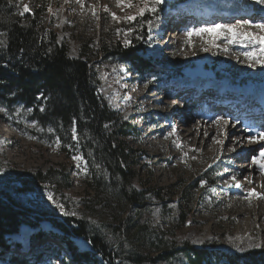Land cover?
Listing matches in <instances>:
<instances>
[{
  "label": "rangeland",
  "instance_id": "1",
  "mask_svg": "<svg viewBox=\"0 0 264 264\" xmlns=\"http://www.w3.org/2000/svg\"><path fill=\"white\" fill-rule=\"evenodd\" d=\"M130 2L134 5L131 8L118 6L117 0H23V5L29 8L25 14H32L37 8L44 10L46 21L55 24L60 46L68 49L71 58L82 59L92 67L99 79L101 94L111 109L137 126L140 137L128 142L137 153L131 188L143 193L140 208L130 209L122 205L117 196L108 195L100 175L101 190L94 191L95 183L83 158L74 150L64 154L59 143L36 138L32 134L35 126L29 123L28 113L21 106L16 109L15 120L0 107V192H5L29 211L46 213L56 219L84 221L107 249L116 251L121 257L131 255L133 260L124 264H185L176 254L184 242L210 253L212 264H229V259L235 261L262 251L264 198L250 197L249 192L254 190L264 196V169L260 167L264 163L261 157L264 138L260 135L262 132L251 134L248 130L255 127L264 130V116L253 123L240 115L241 110L234 114L231 113L234 109L221 108V113L219 106L214 107L213 99L216 97L214 90L227 92L232 103L242 102L248 96L252 98L258 90L264 92V42L250 38H264V31L254 27L264 24V19L256 15H263L264 3L199 0L193 4L195 0H187L177 4L174 0H163L155 13L145 12L141 17V0ZM222 2L231 5L233 11L239 8L238 19L212 26L205 25L206 21L193 26L185 20L190 4L200 9L212 3L224 7ZM248 10L256 13L250 14L255 21L249 20ZM109 12L120 19L113 20ZM211 15L206 18L216 17ZM127 16H135L136 20L129 22L125 19ZM190 16L196 20L192 14ZM170 23L172 28L168 27ZM217 25H231L233 32L228 33ZM200 29L209 31L200 32ZM189 32L193 35L189 36ZM233 34H236L235 41L230 43ZM144 39L145 42H141ZM166 42L172 46L162 50L163 61L158 60L156 47H163ZM131 44L143 47L142 57L152 65L145 75L137 74L112 55L115 45ZM166 58L170 61L168 66ZM157 79L162 84L159 91L168 95L158 96L157 105L165 109L164 104H169L171 113L168 116H165L168 110L154 114L151 108L145 109L141 100L142 94H152L144 85L145 81ZM179 85L194 92L188 93L182 101L184 113L192 119L183 126L185 131L181 134L178 128L182 124L174 115L177 108L172 109L174 101L180 104L177 92L175 89L168 91ZM207 92L210 97L205 100ZM153 93L158 94L157 87ZM216 98L218 100L219 96ZM198 113L211 123L223 121L222 126H208L217 130L208 143H225L222 148L227 154L219 150L212 155L209 148V154L203 156L196 146H190L183 155L177 153L184 138L193 144L199 143V139L188 137ZM172 121L177 132L175 137L173 129L167 128ZM235 137L242 141L244 152L234 151L232 139ZM228 173L240 179L233 184V177H226ZM250 175L261 177L254 186H246ZM237 184L240 186L236 187ZM161 199L167 201L164 208L159 206ZM186 203L189 205L188 218L180 229L178 208ZM40 217L41 220L31 219V225L22 227L12 241L25 249L31 240L37 241L38 247L31 253L36 255L39 264H68L70 251L50 239L59 232L51 227L46 217ZM158 238L163 241L159 249L152 244ZM72 243L81 252L92 251L87 241Z\"/></svg>",
  "mask_w": 264,
  "mask_h": 264
},
{
  "label": "trees",
  "instance_id": "2",
  "mask_svg": "<svg viewBox=\"0 0 264 264\" xmlns=\"http://www.w3.org/2000/svg\"><path fill=\"white\" fill-rule=\"evenodd\" d=\"M22 11L23 0H0V107L15 120L16 109L21 106L35 126L32 134L36 138L59 143L66 155L72 150L79 154L95 183L94 191L101 190L100 175L108 195L117 196L130 209L140 208L143 193L131 188L137 153L128 142L140 137L137 126L111 109L92 67L82 59L71 58L68 49L60 46L55 24L46 21L44 10L37 8L32 14L21 15ZM138 45H115L111 52L122 64L145 75L152 65L142 57L144 50ZM166 204L161 199L159 206ZM188 208V203L178 208L180 229L185 226ZM40 215L59 232L50 239L70 251L68 264H124L133 260L131 255L121 257L107 249L84 221L29 211L0 192V264H39L31 253L38 247L37 241L31 240L25 249L12 238L22 227L31 225V219L41 220ZM76 240L87 241L92 251H79L72 243ZM152 244L159 249L163 241L158 238ZM176 254L185 264H212L210 253L187 242ZM228 263L264 264V249L235 261L229 259Z\"/></svg>",
  "mask_w": 264,
  "mask_h": 264
},
{
  "label": "bare ground",
  "instance_id": "3",
  "mask_svg": "<svg viewBox=\"0 0 264 264\" xmlns=\"http://www.w3.org/2000/svg\"><path fill=\"white\" fill-rule=\"evenodd\" d=\"M198 2H199V0H195V3H193V4H197ZM223 4H225V3H223ZM190 5H192V4H190ZM190 5L188 6V8L186 10V13L187 14L184 17H186L185 20L186 21H190V23L193 26L194 25L195 26H198L199 24H197V23H199L200 21H206L205 25L209 26L211 24V26H212V25H215V24H218V23H223L222 21H224V20H231L232 21L233 19L234 20L238 19L237 18V16H238L237 12L239 11V8L238 9H235L233 11L230 8L231 5L225 4V6L223 7L220 4H218V3H212L211 6H209V5L208 6H202V8H200V9H199L198 6H192V7H190ZM263 7H264V4H263ZM263 7H262V9H263ZM250 11H252V10H248L247 13L249 14ZM262 12H263V15H259V14H257V15L259 17H261V18L264 19V10H262ZM225 13H226V15H224ZM259 13H261V11ZM190 14H192V16H194V18L196 20H193V18L190 16ZM211 14H213L216 17H214L212 19L210 17H207L206 18L207 15H211ZM229 18H231V19H229ZM178 19H179L180 22H182V18L181 17L178 18ZM178 19H176V21H178ZM217 20H220V21L217 22ZM253 21H255V18H252L251 19V22H253ZM225 22L226 21H224V23ZM168 27L169 28H172V24L170 23L168 25ZM183 29H181V30H183ZM162 46L163 47H160V46H157L156 47V57H157L158 60L161 59L163 61V59H162L163 56L161 54L162 50H167V48H170L172 46V44H169L168 42H166ZM158 49H159V52H157ZM165 60H167L165 64L168 66L170 64V61L168 60V58H166ZM145 82L146 83L144 85L148 87V92L152 93L151 95L142 94V96H141V100L143 102V105H145V109L151 108L153 110V113L154 114H156L158 111L164 110V112H166V110H168V113L165 115V116H168V114L171 113V110H170V107L171 106L169 104L167 105L165 103L164 104V108L165 109H162V108H159L158 105H157V102H158L157 97L158 96H163V97H167L168 96L165 92H160L159 91V88L162 85L161 82H160V80L157 79V80H155L153 82H150V81L146 80ZM159 84H160V86H159ZM156 87L158 88V94L157 95L153 93V91H154V89ZM173 89L176 90V92H177V98H178V101L180 102V104L179 103L177 104V101H174L172 103L173 104L172 109H173V107H176L177 108V110H175V114L174 115L176 116V118H179V121L182 124V127H179L178 128V134L179 133L181 134L182 131H185L183 129V126H186V124H188L191 121V119H192L191 116H189V114L187 112L184 113V111H183L184 109L182 108L183 107V105H182L183 99L185 98V96L188 93L192 92V90H189L188 88H186L183 85H179V86L173 87L172 89H170L168 91L170 92ZM209 90H211V89H207V91H209ZM214 92L216 93V91H214ZM192 94H194V92H192ZM205 96H206V99L205 100H208L209 97H210V94L207 92V93H205ZM216 97H217V94H216ZM228 97H230V96H228ZM254 97L255 98L252 97V98L248 99L251 102V104H248V106H247V110L246 111H247V114L248 115H247V118L246 119H248L251 116H253L255 118V120L257 121V120H259L260 117H259V115H256L257 112H255V110L259 109V110H263L264 111V92L262 90H258L257 93L254 94ZM215 98H214V101L216 102L215 107L216 106H219V110L221 111V113H223V110H221L220 107L223 105L221 102L224 99H221L219 97L218 100H217V98L216 99ZM248 100H246V101H248ZM255 100L259 102L258 103L259 107L258 106L257 107L255 106V105H257V104H255ZM199 101H202V100H199ZM229 104L230 103L227 102L224 105H229ZM197 105H198V103H197ZM251 107H253L252 110H250ZM214 110H215V108H214ZM253 112L256 113V114H253ZM206 113H207V111H206ZM211 113H213V111H211ZM231 113L236 114L237 111H234V112H231ZM200 114L201 113H198L197 116L194 117V119L196 120V123H194L192 125L190 134L188 136L189 138L192 137L193 140H195V141L197 139H199V143L196 144V142H194V144H193V141H191L188 138H184L183 141H182V143H181V145L179 146L180 147V151H178L177 153L183 155L184 152H186V151L189 150L190 146H196L197 147V150H200V153L203 156H207L209 154V150L210 149H211L210 151H211L212 155H216L219 152V150L223 151V154L224 155L227 154V150L222 148L225 143L216 142L214 145H212V143L211 144L208 143V141L209 140L211 141L214 138V136L217 134V130L208 128V126L209 125H213V124H217L218 126H222L223 121H218L216 123H213V122L211 123L206 118H202L200 116ZM208 114H210V112H208ZM215 114L217 115L219 113H215ZM216 115H214V116H216ZM234 118H235V115H234ZM167 128L168 129H173L172 131H173L174 137L177 135V132L175 131L176 130L175 129L176 127H175L173 121L167 126ZM248 131L251 134H255L258 131L264 133V130L258 129L257 127L253 128V129H249ZM250 136H255V135H250ZM260 139L261 138H259V140ZM232 141H233L234 151L235 152H239V151L244 152V147H243L242 141H240L236 137L234 139H232ZM174 146H177L176 143L174 144ZM226 177L227 178H230V177H233V175L228 173L226 175ZM260 178L255 177V175L254 176L253 175H250V177L248 179H246V186H251V185L254 186L256 184V182L260 180ZM239 179H240V177H235V179L232 180V182H234L233 184H235L237 182V180H239Z\"/></svg>",
  "mask_w": 264,
  "mask_h": 264
},
{
  "label": "snow or ice",
  "instance_id": "4",
  "mask_svg": "<svg viewBox=\"0 0 264 264\" xmlns=\"http://www.w3.org/2000/svg\"><path fill=\"white\" fill-rule=\"evenodd\" d=\"M163 3V0H141V4L142 6L139 7V15L141 17L144 16L145 12H152V13H155L157 11V6L159 4ZM257 3H264V0H257ZM117 5L118 6H121V7H133L134 5H132V3L130 2V0H117ZM107 11V9H105ZM29 11V8L27 5H23V11L20 13L21 15H23L25 12H28ZM109 15L111 16V18L113 20H119L120 18L118 16H116L115 13H111L109 12ZM126 20H128L129 22H132V21H135L136 20V17L135 16H127L125 17ZM141 23H143V21H141ZM149 23V26H151V21L149 20L148 21ZM216 27H223L225 29L226 32L228 33H232L233 32V28L231 25H224V26H220V25H217ZM254 27L264 31V24H256L254 25ZM200 32H207L209 31V29H200L199 30ZM189 36L193 35L192 32H189L188 33ZM239 35L241 36H244L245 34L243 33H240ZM235 37H236V34H233L232 38L229 40V42H234L235 41ZM251 39H254L256 40V42H264V38L262 37H250ZM125 44L127 45L128 44V41L126 40L125 41ZM264 51V50H262ZM2 110V109H0ZM262 137H264V133H261L260 134ZM261 157L264 158V152L261 153ZM74 159H80L79 157H74ZM260 167L261 169H264V163H261L260 164ZM233 179H235V177H233ZM236 187H239L240 185H235ZM249 196H255V197H258V198H264V196H262L260 193H256L254 190L250 191L249 192ZM49 198L51 199V194L49 195Z\"/></svg>",
  "mask_w": 264,
  "mask_h": 264
},
{
  "label": "water",
  "instance_id": "5",
  "mask_svg": "<svg viewBox=\"0 0 264 264\" xmlns=\"http://www.w3.org/2000/svg\"><path fill=\"white\" fill-rule=\"evenodd\" d=\"M194 72H198V71H194ZM199 74V73H197ZM203 76L207 75V73H201ZM209 74V73H208Z\"/></svg>",
  "mask_w": 264,
  "mask_h": 264
}]
</instances>
